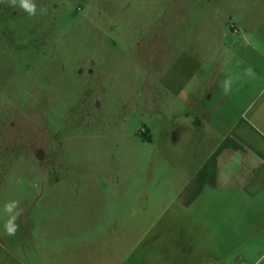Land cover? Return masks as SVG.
<instances>
[{"label":"rangeland","instance_id":"rangeland-1","mask_svg":"<svg viewBox=\"0 0 264 264\" xmlns=\"http://www.w3.org/2000/svg\"><path fill=\"white\" fill-rule=\"evenodd\" d=\"M35 3L0 0V264L247 263L246 246L204 241L210 217L182 196L216 147L264 172V0ZM199 86L225 104L203 132L183 105Z\"/></svg>","mask_w":264,"mask_h":264},{"label":"crops","instance_id":"crops-1","mask_svg":"<svg viewBox=\"0 0 264 264\" xmlns=\"http://www.w3.org/2000/svg\"><path fill=\"white\" fill-rule=\"evenodd\" d=\"M196 89V92L184 98L183 105L194 117L199 131L203 132L202 118L206 116L209 104L215 114L221 113L225 104L221 96L217 99L218 94L209 96L202 92V86ZM244 136L245 132L240 128H235L231 132V138L227 145L230 152L234 153L237 150ZM206 141V138L201 140V148ZM262 163L258 159L241 162L238 157L232 154L224 155L223 147H216L213 156L201 160L198 171L186 184L182 196L185 213H192L196 210L201 218L210 217V220L202 219L198 223L195 222V228L200 230L204 241L207 242V239H211L210 243L218 246L224 245L226 238L229 245L246 246L247 263L245 264H264V249L260 256L256 257L255 255L256 250L264 246V172L261 169ZM251 165L260 170L251 176L245 175L246 173L241 176V172L246 171L244 166ZM221 199L222 201H220ZM225 212L231 213L232 219L228 222H224L223 217L218 215ZM224 230L230 232L225 235ZM243 259L245 260V258ZM225 264L239 263H234L231 258Z\"/></svg>","mask_w":264,"mask_h":264},{"label":"clouds","instance_id":"clouds-1","mask_svg":"<svg viewBox=\"0 0 264 264\" xmlns=\"http://www.w3.org/2000/svg\"><path fill=\"white\" fill-rule=\"evenodd\" d=\"M8 5L13 8H18L21 11L27 13L29 16H35L37 14V4L35 0H7ZM41 14H46L47 9L41 7ZM244 75L251 77L252 69L246 68L244 70ZM241 78L240 74L228 77L225 80L221 81V87L225 95L230 94L232 90V84ZM19 201H10L6 202L4 206V211L9 215V219L6 221L4 227L5 231L9 236H14L19 229V225L16 223V220L23 214V210L19 208Z\"/></svg>","mask_w":264,"mask_h":264}]
</instances>
